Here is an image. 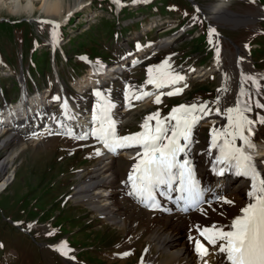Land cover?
Masks as SVG:
<instances>
[{
	"label": "rangeland",
	"instance_id": "rangeland-1",
	"mask_svg": "<svg viewBox=\"0 0 264 264\" xmlns=\"http://www.w3.org/2000/svg\"><path fill=\"white\" fill-rule=\"evenodd\" d=\"M120 1L126 6L114 13V4L107 0H83L87 4V12L76 8L68 20L69 27L63 28L65 33H60L61 37L72 33L73 38L69 43L64 41L61 51L56 54L58 69H63L72 61L74 72L81 73L87 68L83 60L85 56L104 62L109 67L115 62L124 61L135 53L131 55L129 52L125 57L124 51L128 50L126 46L137 50L139 44L161 38L160 31L149 30H152L154 23L167 18L171 22H180L175 32L167 36L175 41L132 69L126 84L130 92L134 94L143 86L150 67L155 75L156 66L165 62L164 70L173 75L196 77L202 70L200 68L213 70L203 81L190 80L179 93L172 90L173 95L163 94L158 104L135 114L134 120L124 127L121 136L136 133L142 122L139 121L156 112H159V118H165L180 105L206 103L214 106V100L222 88L218 72L213 67L217 48L227 53H236L237 48L241 49L248 54L244 59L252 68L264 73V17L261 16L264 15V0H231L228 10L253 19L249 23L236 25L216 21L209 16V13L212 15L209 8L218 0H193L200 14L188 2L192 0H154L147 6L131 9L127 7L132 0ZM65 3L64 13L77 0H65ZM40 5L36 2L31 14L36 18L47 19L39 11ZM0 14V20H4L0 21V61L12 72L19 73L21 55L23 65H28L35 79L43 73L49 74L51 67L47 63V54L39 56L40 50H34L31 44L39 36L41 42L40 39L38 41L46 43L51 35L50 27L24 21L28 16L26 13L13 16L3 9ZM110 17L115 19L112 21ZM79 19L82 22L75 24ZM117 25L122 28L119 30ZM207 26H212L217 34H210ZM118 30L120 34L116 39ZM219 53L222 55V52ZM225 66H229V61L225 60ZM193 67L195 72H189V68ZM12 92H17L16 86ZM143 101L146 102V99ZM202 134L208 136L206 132ZM54 140L35 146L25 143L26 148L19 153L14 168L0 175V264H108L110 258L120 261L119 257L125 245L131 241L133 231L124 236L110 227L99 229L100 224L90 222L89 215L82 213L83 207L74 206L70 199L77 184V172L94 162V150L99 144H77L63 139L60 142L59 138ZM22 143L19 139L14 149L18 151ZM4 155L1 151L0 162ZM11 171L14 180L10 178ZM60 244L68 248L66 254L70 260L56 251V245ZM130 256L124 258L126 264L138 263V259Z\"/></svg>",
	"mask_w": 264,
	"mask_h": 264
},
{
	"label": "bare ground",
	"instance_id": "bare-ground-1",
	"mask_svg": "<svg viewBox=\"0 0 264 264\" xmlns=\"http://www.w3.org/2000/svg\"><path fill=\"white\" fill-rule=\"evenodd\" d=\"M230 1L218 0L215 5L209 8V12L212 13V15L209 13V16L216 21L234 23L235 25L253 20L228 10L227 6ZM36 2L41 4L39 11L44 17L53 20V39L50 47L55 51L56 47L59 46L55 39L57 28L64 24V19L71 16L76 8L87 12V4L83 3V0H77V3L72 7H68L67 12L64 13L67 5L65 0H0V13L3 9H6L13 16L26 13L28 15L25 14L27 16L26 21L36 22L41 20L31 14L34 11ZM128 8L131 9L132 7L128 6ZM261 16L264 17V15ZM110 18L112 21L115 19L114 17ZM81 22L82 19H79L76 24L78 25ZM155 25H152L151 28ZM164 28L160 27V30ZM173 41L175 39L171 40V37H161L155 43L153 39L147 40L138 45V49L135 50L133 56L126 58L124 61L115 62L116 64L111 67L108 66L107 69L104 68L103 71L106 73L104 78L94 79L91 77V80L84 79L82 83L79 82L81 86L92 88L94 98L90 95L89 98H81L80 101L72 100L74 102L70 113L71 120L62 129L65 130L67 128V132L71 130L72 135L80 131L82 124L84 123L85 125L88 121V116L83 113L86 112L85 106H90L98 99L97 92L106 94L110 98L109 102L114 105L110 115L116 123L117 130V127L120 129L125 124L132 122L135 114H139L141 111L150 109L152 105L158 104L154 102L156 96L161 97L174 89L184 88L190 80L203 81L213 72L212 68L207 69L205 67L200 68L202 70L198 72L196 77L184 74L182 75L184 77L183 80L161 88H156L149 84L142 89V92L149 93L148 96L142 99L149 98V100L140 105H135L131 101V97L126 100L122 89L129 82L132 69L135 66H139L138 64L145 57L154 55L158 49L165 48ZM217 49L222 52V55L220 53L217 54L216 50L213 67L214 71L218 72L222 88L214 100V106L207 105L208 114L202 115L198 113L202 115V119L193 128V143L188 155V158L194 161L195 171L199 173V179L204 186L205 192L204 202L201 203L195 212L183 216L171 203L165 204L166 213L148 212L139 201H136L134 195L129 194L131 190L128 175L132 172L133 165L137 162V153L142 151L139 146L118 148L115 152H112L98 141L99 147L94 151L96 158L94 162L87 168L77 172V184L70 194L72 204L74 206L81 205L83 207L82 213L86 216L89 215L90 222L100 224L99 229L101 230L110 227L124 236L133 231L131 241L125 245L119 257L120 261H113L114 259L110 258L108 259V264H126L127 261L124 258L129 254H131V258L138 259L136 264H203L196 252L195 241L197 240L209 250V256L204 258L208 264H224L221 257L216 254L213 246L208 244V241L197 231V227L203 230L206 227L211 228L216 225L218 228L228 231L231 220L240 215V209L249 202L247 193L251 185L241 181L236 176H229L225 173L222 177L212 175V171L209 169L210 164L219 152V149L215 148L211 150V154L208 151L212 140V130L223 131L228 125L225 110L235 107L237 97L241 100V106L247 101L250 110L245 115L253 121L250 126V140L254 145V161L258 171L264 174V122H261L264 120V107L256 106L257 103L264 105V73L255 71L252 68V65L244 59L248 57V54L241 49L237 48L236 53L228 52L229 54L227 51H222V48ZM225 60L229 61L228 67L225 66ZM108 68L119 70V73L114 76V73L108 71ZM90 71L88 70V73ZM190 71L195 72V68H189ZM242 74L245 77H253L256 80V85H253L251 80L242 82ZM114 77L115 80L108 84V80H112ZM241 86H243L245 92L243 96H240ZM80 87L79 89H81ZM224 89H227V91ZM115 93L117 94L115 95ZM118 102L124 104L123 109H117L116 105ZM32 111L31 105H25L22 101H19L13 109L6 108L4 111L5 117L0 115V141H2L0 153L3 151L5 154L0 162V175L4 172L8 173L14 168L19 153L26 148L27 143L32 144V146L44 144V142L22 143L17 151L14 147L19 139L12 136L11 133H5L6 129H1L8 122L16 125L22 123L25 119H30ZM142 123L143 121L139 124V129ZM155 123V120L150 121V126L154 127ZM171 123H175V121ZM204 132L208 136H203L202 133ZM245 134L248 135L247 132ZM236 143L239 145L241 141L237 140ZM97 150H99V155L96 154ZM183 156L184 154L182 153L180 158L182 159ZM11 177L14 180L13 171L10 172ZM163 192L165 193V191ZM224 200L232 201V203H224ZM161 201H164V199ZM201 209H203V213ZM137 246L138 249H136ZM56 250L61 254L62 252H68V248L62 244L56 245ZM125 253H128V255H125ZM62 255L70 260L67 254Z\"/></svg>",
	"mask_w": 264,
	"mask_h": 264
},
{
	"label": "snow or ice",
	"instance_id": "snow-or-ice-1",
	"mask_svg": "<svg viewBox=\"0 0 264 264\" xmlns=\"http://www.w3.org/2000/svg\"><path fill=\"white\" fill-rule=\"evenodd\" d=\"M114 2L119 5L120 0H114ZM135 2L136 0H133V3ZM165 64L166 62L156 66L155 75L153 68L148 69L147 84L161 88L184 79L179 74L173 75L165 71ZM241 80L242 82L251 80L253 85H256L253 77H245L242 74ZM224 90L227 91V89ZM180 91L182 89H176V93ZM173 94V92L167 93V95ZM96 95L100 97V101L93 110L90 135L112 152L118 148L134 146L142 149L137 153V162L128 175V182L131 184L129 194L135 195L142 204L151 209H160L161 204L156 199V192L158 189L167 188L169 192L180 193L176 197V203L179 206L180 201H183L182 211L199 208L204 202L203 190L196 178L194 161L189 159L188 155L193 143V128L202 119V115L208 114L206 103L180 105L173 108L169 116L163 119L159 118V112L153 113L145 118L141 125L143 129L141 132L129 136H118L116 123L110 115L114 105L99 92ZM148 95L147 92H141L134 98L139 100ZM243 95L245 92L241 86L240 96ZM125 99H129L127 89ZM154 102L159 103L160 97L156 96ZM256 106L264 107L259 103ZM64 107L66 108V104ZM249 110L248 102L245 101L241 106V100L237 97L235 107L225 110L228 125L223 131L212 130V140L208 150L211 154L212 149H219L213 162L214 170L217 164L223 165L224 167L219 169L220 173H223L225 168L232 169L236 175L244 176L251 181V187L247 193L249 202L240 209L241 215H237L230 222V230L224 231L216 225L203 230L197 227V231L208 241V244L213 246L224 264H264V174L258 171L254 161V145L250 140V126L253 121L245 115ZM152 120L156 121L154 127L149 123ZM172 121L175 123H171ZM246 132L248 135L245 134ZM67 135H72L71 130L67 132ZM88 135L89 133H85L76 138L86 139ZM237 140L241 141V144L237 145ZM182 153L184 156L181 159ZM96 154H100L99 150ZM160 195H164V192L160 191ZM224 203L231 204L232 201L224 200ZM201 211L203 213V209ZM195 245L197 255L203 264H208L207 260H204L209 256L208 248L199 240L195 241ZM62 254L66 255V252Z\"/></svg>",
	"mask_w": 264,
	"mask_h": 264
}]
</instances>
